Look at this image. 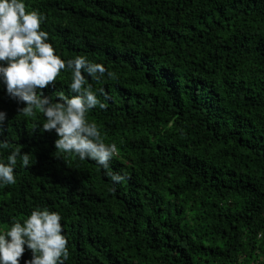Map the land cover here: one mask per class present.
Segmentation results:
<instances>
[{"label": "trees", "instance_id": "1", "mask_svg": "<svg viewBox=\"0 0 264 264\" xmlns=\"http://www.w3.org/2000/svg\"><path fill=\"white\" fill-rule=\"evenodd\" d=\"M23 2L61 59L114 74L84 73L107 105L87 119L126 178L57 152L43 114L17 113L0 81V163L31 154L14 185L0 181V234L39 208L62 217L65 264H264V0ZM71 77L44 95L72 96Z\"/></svg>", "mask_w": 264, "mask_h": 264}, {"label": "clouds", "instance_id": "2", "mask_svg": "<svg viewBox=\"0 0 264 264\" xmlns=\"http://www.w3.org/2000/svg\"><path fill=\"white\" fill-rule=\"evenodd\" d=\"M44 17L37 10H26L23 0H0V81L7 96L23 107L17 113L25 118L43 114V132L55 131L57 152L74 154L81 161L90 159L105 170L113 183H120L126 177L114 173L110 161L118 155L115 143L105 144L96 123H90L87 113L97 105L107 107L88 84L84 73L100 81L105 73H113L102 64L93 63L84 56L65 61L56 54L48 41L49 33L41 30ZM72 73L70 91L55 93L56 99L44 95L49 87L55 89L56 79L62 70ZM102 94L103 89L99 90ZM105 97L107 98L106 94ZM7 113L0 111V135ZM0 147L8 149L7 140H0ZM21 147L13 148L7 156V163H0V181L14 185V169L18 158L21 167L31 164L30 152ZM62 217L58 212L34 209L23 223L14 221L10 228L0 234V264H20L24 253L30 250L31 259L24 264H65L69 258L68 240L63 233ZM26 246V248H25Z\"/></svg>", "mask_w": 264, "mask_h": 264}]
</instances>
